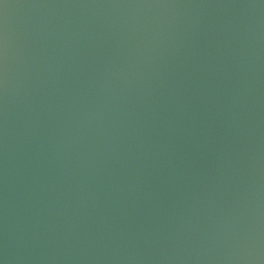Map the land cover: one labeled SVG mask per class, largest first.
Listing matches in <instances>:
<instances>
[{
	"label": "water",
	"instance_id": "1",
	"mask_svg": "<svg viewBox=\"0 0 264 264\" xmlns=\"http://www.w3.org/2000/svg\"><path fill=\"white\" fill-rule=\"evenodd\" d=\"M0 264H264V0H0Z\"/></svg>",
	"mask_w": 264,
	"mask_h": 264
}]
</instances>
